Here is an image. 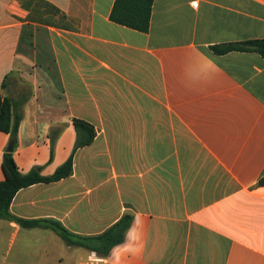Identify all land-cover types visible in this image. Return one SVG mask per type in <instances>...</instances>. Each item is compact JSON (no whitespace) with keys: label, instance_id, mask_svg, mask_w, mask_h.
I'll use <instances>...</instances> for the list:
<instances>
[{"label":"crops","instance_id":"1","mask_svg":"<svg viewBox=\"0 0 264 264\" xmlns=\"http://www.w3.org/2000/svg\"><path fill=\"white\" fill-rule=\"evenodd\" d=\"M115 1L0 0L17 166L49 176L73 157L11 213L82 237L133 216L107 256L0 219V264H264V57L211 49L264 39V0H153L148 32L112 22ZM74 118L97 131L75 152Z\"/></svg>","mask_w":264,"mask_h":264},{"label":"trees","instance_id":"2","mask_svg":"<svg viewBox=\"0 0 264 264\" xmlns=\"http://www.w3.org/2000/svg\"><path fill=\"white\" fill-rule=\"evenodd\" d=\"M153 0H116L110 15L112 22L140 31L148 32L152 13ZM212 51L217 55L230 52H257L264 57V39L214 45ZM3 88L6 83H3ZM15 104L0 91V132L10 135L9 144L4 152L2 168L5 179L0 182V219L15 221L22 227H43L56 232L71 245L89 248L107 256L111 249L125 239L126 232L131 227L133 216L125 214L115 225L99 236L82 237L71 233L60 222L50 219L25 220L14 216L11 203L16 194L24 188L38 183H53L68 178L73 173V157L71 156L55 173L45 176L41 168H34L28 173H22L15 161L14 154L18 145V131L22 119L21 113L14 110ZM73 125L77 132V142L74 152L90 145L96 135L95 127L81 119L74 118ZM264 186V177L259 182Z\"/></svg>","mask_w":264,"mask_h":264},{"label":"rangeland","instance_id":"3","mask_svg":"<svg viewBox=\"0 0 264 264\" xmlns=\"http://www.w3.org/2000/svg\"><path fill=\"white\" fill-rule=\"evenodd\" d=\"M15 89H16V92L19 94V95H23V94H26L27 93V90H28V87L27 85L21 80V79H17L16 80V86H15Z\"/></svg>","mask_w":264,"mask_h":264}]
</instances>
